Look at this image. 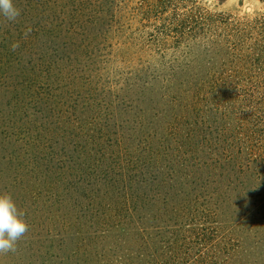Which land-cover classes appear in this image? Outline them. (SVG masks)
I'll use <instances>...</instances> for the list:
<instances>
[{
  "label": "trees",
  "instance_id": "16d2710c",
  "mask_svg": "<svg viewBox=\"0 0 264 264\" xmlns=\"http://www.w3.org/2000/svg\"><path fill=\"white\" fill-rule=\"evenodd\" d=\"M13 2L17 22L0 19V146L19 144L6 161L29 225L17 252L37 264H65L62 251L73 264H264V12ZM129 11L154 33L114 88L92 68Z\"/></svg>",
  "mask_w": 264,
  "mask_h": 264
},
{
  "label": "rangeland",
  "instance_id": "374dc122",
  "mask_svg": "<svg viewBox=\"0 0 264 264\" xmlns=\"http://www.w3.org/2000/svg\"><path fill=\"white\" fill-rule=\"evenodd\" d=\"M140 1L141 0H131V3L135 6L140 3ZM197 4L211 13L231 14L240 18L254 17L256 15H261L264 12V0H198ZM133 12L129 11V22L131 25L126 24L127 26L122 28L120 26L125 22L117 24L116 27H119V29L117 30L118 36L116 41L114 40V45L108 46L106 49L103 45L101 46L100 55L96 61L98 63H95L92 68V74L97 78H101L104 84H108L110 87H121L131 77L130 74L136 72L134 66L136 68L139 67L137 61L140 53L137 52V44L134 43H139L138 41L141 40H147L151 38L148 34L154 33V28H147L140 25L139 19L135 18ZM134 13L136 14V12ZM126 17H128V15H125L123 19L127 20ZM1 18L3 17L0 16V19ZM2 25L5 27L8 25V22L3 20ZM3 35L2 30V33H0V39ZM110 47H112V50ZM1 131H3V129H1ZM17 145L19 146V144ZM17 145L14 140H10L5 148L6 152L0 146V193L10 194L16 203L17 208H19L17 200H20L22 192L20 193L19 185H16L17 176L15 172V163H10V168L8 166L9 163H6L9 157L7 154L13 151L15 152L17 150ZM4 155H7L6 159ZM57 189H59V187H53V191H57ZM60 193L66 195V190L60 191ZM28 206H31L30 202H28ZM32 208L33 207H31V211ZM31 211H29V217H32ZM19 247L20 246H17L13 252L0 254V264H30L32 261L34 262L32 264H37L34 261L36 257H32L31 254H28L24 249H21L24 254L18 253L17 250ZM34 247H36V245H34ZM61 253L62 256L66 257L67 262L65 264H73L67 260L69 251H62ZM73 261H75L74 264H77V259H73ZM42 263L43 260L40 259L39 264Z\"/></svg>",
  "mask_w": 264,
  "mask_h": 264
},
{
  "label": "clouds",
  "instance_id": "9594fccd",
  "mask_svg": "<svg viewBox=\"0 0 264 264\" xmlns=\"http://www.w3.org/2000/svg\"><path fill=\"white\" fill-rule=\"evenodd\" d=\"M21 10L16 7L13 0H0V16L8 22H17ZM27 31H31L28 29ZM27 35V32H25ZM19 43L11 44V49L16 51ZM29 225L23 218V213L17 208L16 203L8 193H0V254L15 251L17 243L28 232Z\"/></svg>",
  "mask_w": 264,
  "mask_h": 264
}]
</instances>
